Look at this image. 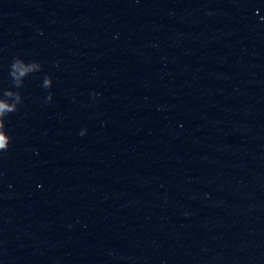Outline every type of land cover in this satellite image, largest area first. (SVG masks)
Listing matches in <instances>:
<instances>
[{
    "label": "water",
    "instance_id": "water-1",
    "mask_svg": "<svg viewBox=\"0 0 264 264\" xmlns=\"http://www.w3.org/2000/svg\"><path fill=\"white\" fill-rule=\"evenodd\" d=\"M0 264H264V0H0Z\"/></svg>",
    "mask_w": 264,
    "mask_h": 264
},
{
    "label": "clouds",
    "instance_id": "clouds-1",
    "mask_svg": "<svg viewBox=\"0 0 264 264\" xmlns=\"http://www.w3.org/2000/svg\"><path fill=\"white\" fill-rule=\"evenodd\" d=\"M4 107V105L0 104V109H2Z\"/></svg>",
    "mask_w": 264,
    "mask_h": 264
}]
</instances>
